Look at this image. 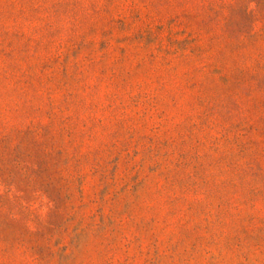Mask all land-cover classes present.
<instances>
[{
    "label": "rangeland",
    "instance_id": "rangeland-1",
    "mask_svg": "<svg viewBox=\"0 0 264 264\" xmlns=\"http://www.w3.org/2000/svg\"><path fill=\"white\" fill-rule=\"evenodd\" d=\"M0 264H264V0H0Z\"/></svg>",
    "mask_w": 264,
    "mask_h": 264
}]
</instances>
